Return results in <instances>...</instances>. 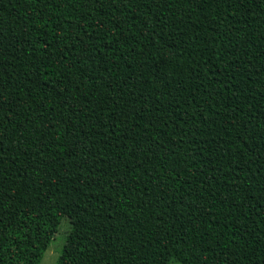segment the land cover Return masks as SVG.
I'll return each mask as SVG.
<instances>
[{"label":"trees","instance_id":"1","mask_svg":"<svg viewBox=\"0 0 264 264\" xmlns=\"http://www.w3.org/2000/svg\"><path fill=\"white\" fill-rule=\"evenodd\" d=\"M264 264V0H0V264Z\"/></svg>","mask_w":264,"mask_h":264},{"label":"rangeland","instance_id":"2","mask_svg":"<svg viewBox=\"0 0 264 264\" xmlns=\"http://www.w3.org/2000/svg\"><path fill=\"white\" fill-rule=\"evenodd\" d=\"M70 231V223L66 218L61 219L58 230L45 252L40 264H55L61 248L64 245L65 238ZM173 264V263H171Z\"/></svg>","mask_w":264,"mask_h":264}]
</instances>
